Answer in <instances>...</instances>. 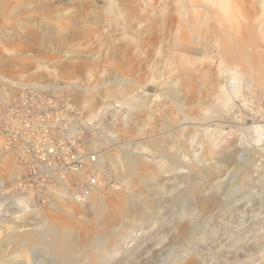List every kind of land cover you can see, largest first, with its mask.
<instances>
[{"label":"rangeland","instance_id":"rangeland-1","mask_svg":"<svg viewBox=\"0 0 264 264\" xmlns=\"http://www.w3.org/2000/svg\"><path fill=\"white\" fill-rule=\"evenodd\" d=\"M44 1L57 14H37L33 5L29 14L14 13L2 0L0 77L8 81L0 79V110L22 90L18 84L39 72L45 73L41 84L71 100L79 89L83 98L76 104L92 123L89 136L112 183L86 205L70 198L42 205L0 189V217L8 218L0 222V239L9 228L24 231L45 219L70 232L66 250L77 264H264V67L255 62L264 51V0ZM76 13L81 18L73 23ZM41 25L89 35L72 39L64 51L49 47L38 54V45L23 51L19 40L9 42ZM224 34L248 41L249 59L235 53L244 69L228 67ZM128 143L140 154L143 174H124L118 156ZM106 150L117 157L108 160ZM176 152L190 169L171 165ZM238 161L250 178L244 184L234 172ZM198 168L207 170L201 180ZM3 172L0 183L13 182ZM20 196L26 202L15 203ZM96 196L106 203L100 214L93 210ZM197 226L195 239L186 242ZM19 248L6 245L1 255L56 264L43 247Z\"/></svg>","mask_w":264,"mask_h":264},{"label":"built area","instance_id":"built-area-1","mask_svg":"<svg viewBox=\"0 0 264 264\" xmlns=\"http://www.w3.org/2000/svg\"><path fill=\"white\" fill-rule=\"evenodd\" d=\"M90 127L86 113L63 93L23 87L0 110V172L13 180L0 189L42 205L62 198L89 204L93 192L112 183L108 169L98 166L100 154L87 147Z\"/></svg>","mask_w":264,"mask_h":264},{"label":"bare ground","instance_id":"bare-ground-1","mask_svg":"<svg viewBox=\"0 0 264 264\" xmlns=\"http://www.w3.org/2000/svg\"><path fill=\"white\" fill-rule=\"evenodd\" d=\"M0 2H1L0 3V11L2 12L3 11V6H5V4H3L2 0H0ZM29 5H33L34 6V10H35V12L37 14H43V16H47V17H51V16L57 14V12H58V8H56L51 1H44V0H9V2H8V6H9L10 10L14 11V13L15 12L20 13L19 9L22 8L21 9V10H23V12H21L22 14H26V13L29 14V10H28V6ZM86 6H87V4L81 5L82 8H84ZM77 14L78 13L73 14L74 16L70 17V19L72 20L73 23H78L80 18H81V15L77 16ZM214 17L218 18L219 16L215 14ZM27 22L29 23L28 20H27ZM192 26L194 27V29H197V24L192 25ZM197 31H198V29H197ZM41 32H46V33L43 35ZM88 35H89V33L88 34L87 33L86 34H84V33L80 34V33H76V32H59L58 30L50 29L47 25H41V26H37L35 28V30L29 31L28 34L22 36L21 39H18L19 36L16 35V33L11 35V37H9L8 39H9V42L11 44H14L17 40H19V43H21L20 44L21 45L20 48L23 51L27 47H30V46H33V45L34 46L38 45V48H35V50H34V53L38 54V53L47 51L49 47L52 48V50H55V51H64V50L68 49L67 48V43L73 41L72 39H74L76 37L87 38ZM224 35L225 36L221 38L222 39V50H223L221 52L223 53V56H224L223 58H225L228 61V67L230 68V67H235L236 66V69H238L237 67H241V68L244 69L245 68L244 65L236 57L235 53H237L239 51L244 56V58H248L249 57V53H248V51H249V49H248L249 43H248V41L245 39L242 42H240V41L234 39L229 34H224ZM29 40H32L34 43L31 42V43H33V44H31L29 42ZM39 45L41 46L40 48H39ZM257 58L259 60L255 61V62H257L259 66L264 67V51L263 50L261 51L260 56L257 57ZM230 70L232 72L231 73V75H232L233 74V70L232 69H230ZM43 78H45V73L44 72H39L38 75H36L29 83L18 84V85H20L21 87H25V86L30 85V86H33V87H42V88L50 89V85L49 84H41V81L43 80ZM0 79L3 82H7L8 81L7 78L6 77L4 78L3 76L0 77ZM53 91L56 93L55 90H53ZM103 92H107V90L106 91L103 90ZM71 95L74 97V100H75V102L77 104H79L80 101L83 98V92H81L79 89H73L71 91ZM90 128H91L90 131H92V127H90ZM89 132H88V134H89ZM96 137H97V139L100 142H102V138H104L105 135H103V132H98L97 131ZM85 141H86V144H87L86 138H85ZM88 142H89V145H90V148L92 149V151L94 150V152L100 154V152L97 151V149H98L97 143L93 139H90ZM212 143H214V142H212ZM153 145L155 147L159 148L157 140L153 141ZM121 147H122L123 151L118 156V160L119 159L121 160L120 162L122 163V167L125 169L124 170V174L125 175H133L134 173H137V172H139V173L141 172V174H143V171L138 170V165L141 164L140 160H142V159H140L141 157H139L140 154L135 152V150L132 148V144H129V143L128 144H123V145H121ZM110 148H107V149H110ZM110 151H112V149H110ZM110 151L109 150L105 151V155H106L108 160L113 158V157H115V156L117 157V154L111 153ZM178 158H179V154L177 152L171 154L168 157L171 165L178 166L179 163H180V168L181 169H183V170L184 169H190L188 164H185V163L182 164L179 161ZM102 160H103V155H101V154L98 155V166L100 168L104 169L105 166H103ZM116 160H117V158H116ZM198 163H200V160L198 161ZM244 164H243V161L242 162L238 161L235 164V166H234V170H235L234 172L236 173V175L238 177L241 178V182L242 183L240 182V184H244V183L250 181V178L247 175L246 165H244ZM206 172H207V170L205 168L196 169L195 170L196 179L197 180L203 179L205 177V175H206ZM16 175H17V173L14 176H16ZM72 181L78 182V183L82 182V180H80V178H74V179H72ZM180 184H182V183H180ZM193 185L195 186V184H193ZM216 188H217V186H216ZM102 189L103 188H99L96 191L102 190ZM165 190H166V188H165ZM194 190H195L194 187H191V188L188 189V191H186V193L187 192L188 193H193ZM164 191L161 192L160 190H157L155 195L156 194L161 195L162 193H164V194H162V196L164 197L165 196V192H166V191L165 192ZM95 192H93V194ZM93 194L91 195V197L93 196ZM182 195L184 196V194H182ZM91 197H90V199H91ZM65 199H67V198H62V199H58V200H63V202H64ZM58 200H56V202ZM162 200H159L157 203L162 202ZM92 201H93L92 202L93 210L97 214H100V213H102L103 211L106 210V203H105L103 197L96 196ZM14 202L17 203V204H20V203L26 202V199H25V197L23 198L22 196H20L19 199L15 200ZM72 202L76 203L77 205H80L79 203L75 202L73 199H72ZM152 204L156 205V202L155 203L153 202ZM2 218L3 217H0V222H7L6 220L8 218H6V220L2 219ZM10 218L11 217H9V219ZM149 218L150 217H148V219ZM29 223H30V221H29ZM30 226L31 227H29V229H26L24 231H20L18 226H15V227H12V228H9V229L6 230V234H5L4 238L0 239V264H22L17 259V257H15V256L7 255L6 257H4V256L1 255L2 249L6 245H9V244H14V245L20 246V248L17 249L18 253H21L23 248L31 249V248H34L36 246L43 247L48 252L53 253V254L56 255V264H77L78 260L75 259L73 256H71L70 253L66 250V244H67V242L69 240V236H70L69 233L70 232H68L65 229L61 228L57 224L51 223V222H49V221H47L45 219L43 221H41V220L39 221V219H38V221H34L33 223H31ZM21 227H23V226H21ZM189 230H191V231L187 234V236L185 238V241L188 242V243H191L195 239L197 233L199 232L200 226H197V227H195L193 229L191 228ZM240 233L242 234V232H240ZM258 235H260V233ZM114 236L116 238L120 237V236H118V234L117 235L115 234ZM245 262H246V260L241 261L240 259H237V263L238 264L239 263H245Z\"/></svg>","mask_w":264,"mask_h":264},{"label":"crops","instance_id":"crops-1","mask_svg":"<svg viewBox=\"0 0 264 264\" xmlns=\"http://www.w3.org/2000/svg\"><path fill=\"white\" fill-rule=\"evenodd\" d=\"M5 99H4V97L3 98H0V101L1 102H3ZM74 101V100H73ZM75 102V101H74ZM76 103V102H75ZM93 130V129H92ZM92 131H90L89 132V134L91 133ZM89 134H87V136H86V140H87V146L90 148V145H89V140L90 139H93V136H89ZM90 150H92L91 148H90ZM94 151V150H93ZM104 160V159H103ZM102 160V163H103V166H104V161ZM16 174V173H15Z\"/></svg>","mask_w":264,"mask_h":264}]
</instances>
